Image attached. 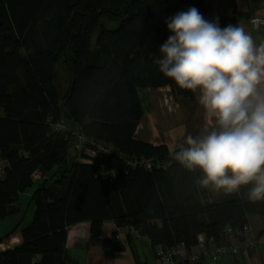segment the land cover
<instances>
[{
  "label": "trees",
  "instance_id": "1",
  "mask_svg": "<svg viewBox=\"0 0 264 264\" xmlns=\"http://www.w3.org/2000/svg\"><path fill=\"white\" fill-rule=\"evenodd\" d=\"M192 7L221 28L239 27L247 15L236 0H0V221L21 214L12 230L22 235L0 251V264H68V228L83 221L95 238L112 221L116 250L124 229L128 242L144 237L154 253L158 245L191 247L200 233L220 244L226 227L264 216V199L249 195L254 181L216 202L173 149L136 135L143 90L169 86L195 99L154 63L172 34L165 21ZM79 139L86 143L69 160ZM33 185V216L22 226L20 194Z\"/></svg>",
  "mask_w": 264,
  "mask_h": 264
},
{
  "label": "clouds",
  "instance_id": "2",
  "mask_svg": "<svg viewBox=\"0 0 264 264\" xmlns=\"http://www.w3.org/2000/svg\"><path fill=\"white\" fill-rule=\"evenodd\" d=\"M165 23L172 34L154 63L178 87L199 90L214 121L207 134L188 135L170 155L189 172L198 170L203 188L233 193L254 181L250 197L264 199V44L241 27L206 20L195 7Z\"/></svg>",
  "mask_w": 264,
  "mask_h": 264
},
{
  "label": "crops",
  "instance_id": "3",
  "mask_svg": "<svg viewBox=\"0 0 264 264\" xmlns=\"http://www.w3.org/2000/svg\"><path fill=\"white\" fill-rule=\"evenodd\" d=\"M238 10L246 13L240 22L239 27L251 36L257 46L264 44V27H253L249 23L250 16H259L264 18V0H236ZM261 87H264L262 85ZM163 94L172 98L170 101L173 106L175 116L171 111L163 112L157 107V102L153 99V94ZM145 114L142 121L146 120L145 135L138 138L150 142L154 145H166L170 150L184 143L188 135L199 137L207 134L214 126V121L206 118L203 107L199 103V90L194 92V100L183 98L174 94L169 86L157 89H146L140 92ZM157 95V94H156ZM197 105L196 113L203 125L197 127L193 121L194 113L186 104ZM180 104V105H179ZM162 106V105H160ZM186 106V107H185ZM185 107V108H184ZM140 122V123H141ZM139 123V125H140ZM139 125L136 130L138 134ZM76 151L68 152L69 158H75ZM39 173H35L34 179H39ZM210 188L212 200L218 202L232 198L237 192L227 193L223 189L216 190ZM28 196L30 193H27ZM23 208V206H22ZM21 214L14 216L16 221ZM24 216V215H23ZM32 218L25 220L22 218V226L28 224ZM24 221H27L26 223ZM14 226V225H13ZM12 226V227H13ZM250 232L248 237L253 239L254 243H247L240 249L242 252L236 256H226L217 262L201 260L195 264H264V216L252 214L249 216ZM12 227L6 230L9 235L0 242V251L19 245L22 242L21 229L12 230ZM116 227L112 221H105L102 225V231L99 238L91 236L90 223L87 221L79 222L68 228L65 249L63 254L64 263L68 264H165L158 260L148 242V240L139 235H133L132 240L128 242L125 236V230H117V241L123 245L122 250H116L117 245L110 241ZM5 232V233H6ZM4 234L0 235L3 236ZM185 255L175 258V264H188Z\"/></svg>",
  "mask_w": 264,
  "mask_h": 264
},
{
  "label": "built area",
  "instance_id": "4",
  "mask_svg": "<svg viewBox=\"0 0 264 264\" xmlns=\"http://www.w3.org/2000/svg\"><path fill=\"white\" fill-rule=\"evenodd\" d=\"M249 23L255 28L264 27V19L254 15L249 17ZM77 143L80 145L79 148H81L86 143V140L79 139ZM86 150L89 153L90 149L87 148ZM2 172L3 162H0V175ZM224 231L222 235L224 241L220 244H217L212 237H207L205 234L200 233L197 236L196 243L191 247L187 248L184 244H176L168 247L158 245L155 248L154 255L165 264H174V258L184 254L188 264H195L204 258L217 261L225 254L236 256L245 242L254 243L253 239L248 237L250 232L248 224L244 225L241 230L233 231L229 226Z\"/></svg>",
  "mask_w": 264,
  "mask_h": 264
},
{
  "label": "rangeland",
  "instance_id": "5",
  "mask_svg": "<svg viewBox=\"0 0 264 264\" xmlns=\"http://www.w3.org/2000/svg\"><path fill=\"white\" fill-rule=\"evenodd\" d=\"M55 79H56V84L58 85V88H59L60 92L63 93L65 91V87H66V84H67V77H66V73L63 70V68L60 67V68L57 69V71L55 73ZM153 99L155 101H158L157 102V107H158L159 110H162L163 112L171 111L173 116L176 115L177 112H174L173 110H171V109H173V106L170 104V101L169 102L165 101V99H168V100L172 99L168 95L165 96V93H163V94L155 93V94H153ZM183 104H186V106L188 105L189 109L191 110L192 103H190V104H188L187 102L186 103H181V105H183ZM160 105H162V106H160ZM196 107H197V105L193 106V108H192V112L194 113V115H192V118H193V121L196 124V126L197 127H201L203 125L200 124L201 120H200L199 116L196 113ZM145 129H146V120L142 121L140 123L137 137H138V135L143 137L145 135ZM79 147H80V145L76 142L74 144V148L72 147L69 150V153H72L73 149L75 150V149L78 148L80 150L81 148H79ZM68 159L71 160L73 158H69L68 157ZM34 186L35 185L30 187L24 193L20 194V199L19 200H20L21 206H23V209L25 210V211H23L25 220H28L29 218H32V216H33L32 215V213H33V203L31 201V195L28 196L27 193H31V191L34 188ZM17 221H16V218L14 216L11 217V218H8L6 220L0 221V235L5 234L6 230L11 228L13 225H15V223ZM24 222L26 223L27 221H24Z\"/></svg>",
  "mask_w": 264,
  "mask_h": 264
}]
</instances>
